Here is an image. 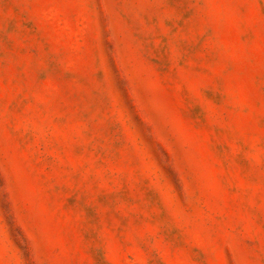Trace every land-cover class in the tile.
<instances>
[{"label":"rangeland","instance_id":"374dc122","mask_svg":"<svg viewBox=\"0 0 264 264\" xmlns=\"http://www.w3.org/2000/svg\"><path fill=\"white\" fill-rule=\"evenodd\" d=\"M0 264H264V0H0Z\"/></svg>","mask_w":264,"mask_h":264}]
</instances>
